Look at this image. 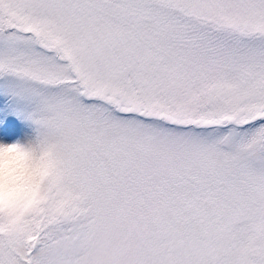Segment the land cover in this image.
Listing matches in <instances>:
<instances>
[{"label": "snow or ice", "instance_id": "obj_1", "mask_svg": "<svg viewBox=\"0 0 264 264\" xmlns=\"http://www.w3.org/2000/svg\"><path fill=\"white\" fill-rule=\"evenodd\" d=\"M49 149L0 264H264V0H0V120Z\"/></svg>", "mask_w": 264, "mask_h": 264}, {"label": "clouds", "instance_id": "obj_2", "mask_svg": "<svg viewBox=\"0 0 264 264\" xmlns=\"http://www.w3.org/2000/svg\"><path fill=\"white\" fill-rule=\"evenodd\" d=\"M52 171L50 150L33 139L0 142V217L5 224L20 219L45 199Z\"/></svg>", "mask_w": 264, "mask_h": 264}, {"label": "rangeland", "instance_id": "obj_3", "mask_svg": "<svg viewBox=\"0 0 264 264\" xmlns=\"http://www.w3.org/2000/svg\"><path fill=\"white\" fill-rule=\"evenodd\" d=\"M34 131L26 121L15 116H8L0 120V142L11 143L16 139H32Z\"/></svg>", "mask_w": 264, "mask_h": 264}]
</instances>
